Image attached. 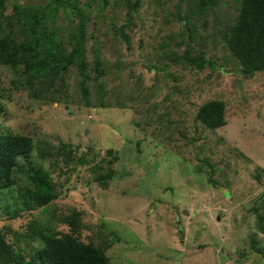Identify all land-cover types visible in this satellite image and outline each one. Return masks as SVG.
<instances>
[{
  "label": "rangeland",
  "instance_id": "1",
  "mask_svg": "<svg viewBox=\"0 0 264 264\" xmlns=\"http://www.w3.org/2000/svg\"><path fill=\"white\" fill-rule=\"evenodd\" d=\"M74 1L90 5L88 103L74 66L30 85L0 65V132L34 147L0 189V232L27 257L43 227L103 246L109 264H264V70L244 74L223 39L241 0H215L207 13L192 0H138L131 18L124 0ZM46 5L6 0L0 34L20 40L16 8ZM77 23L59 8L47 26L66 44ZM187 44L200 68L184 58ZM212 99L225 104L216 129L195 117ZM26 163L46 170L57 194L31 210Z\"/></svg>",
  "mask_w": 264,
  "mask_h": 264
},
{
  "label": "trees",
  "instance_id": "2",
  "mask_svg": "<svg viewBox=\"0 0 264 264\" xmlns=\"http://www.w3.org/2000/svg\"><path fill=\"white\" fill-rule=\"evenodd\" d=\"M5 1L0 0V8H4ZM52 1L54 5L52 7L46 5L47 9L35 6H29L27 9L16 8V13L19 15L16 21L24 35L19 40L9 32L0 34V65H7L14 71H20L26 75V82L30 85L35 79L40 78L51 85L60 78L62 71L74 66L79 76L81 95L88 103L89 63L85 47L87 21L85 13L89 10V2L86 6L88 9L85 10L74 0ZM124 2L128 7L127 17H130L133 10L135 11L134 5L138 4V0H135L132 5L130 0H124ZM104 3L105 0H102V4ZM215 5V0H192L191 8L195 10V13H207ZM59 8L73 12L78 19L77 28L66 44L61 40L58 29L47 26L48 19L52 18ZM238 8L234 22L226 28L223 39L239 61L241 71L244 74H253L264 70V0H241ZM180 21L182 25L188 23L187 18H182ZM129 22L130 20L127 23ZM1 23L0 19V28ZM189 49L190 45L187 44L184 58L200 68L204 61L191 59ZM92 65L91 70H94L96 74L100 75L103 72L99 49H96L92 57ZM195 117L211 129L223 126L226 123L224 101L212 99L204 102L199 106ZM33 148L32 139L29 136L9 131L0 132V189L13 182L17 159L27 156ZM71 150L73 149L66 150L67 155L72 154ZM21 166L26 171L28 179L35 181V196L30 193L32 198H26L31 200L27 203L29 206L27 210L45 205L57 198L46 170L30 163ZM107 176L109 175L101 176V179ZM26 195L28 196L29 193ZM31 204L33 205L30 206ZM15 214L18 215L19 212ZM37 235L42 246L38 247L32 256L27 257L19 245L9 243L0 232V264H109V257L103 246L91 242H79L67 234L61 237L54 236L48 234L43 227H37Z\"/></svg>",
  "mask_w": 264,
  "mask_h": 264
},
{
  "label": "water",
  "instance_id": "3",
  "mask_svg": "<svg viewBox=\"0 0 264 264\" xmlns=\"http://www.w3.org/2000/svg\"><path fill=\"white\" fill-rule=\"evenodd\" d=\"M86 132V131H85Z\"/></svg>",
  "mask_w": 264,
  "mask_h": 264
}]
</instances>
